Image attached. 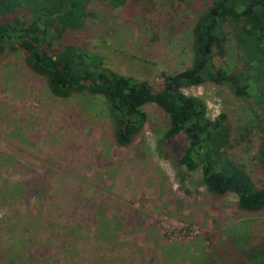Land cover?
Instances as JSON below:
<instances>
[{
  "label": "rangeland",
  "instance_id": "374dc122",
  "mask_svg": "<svg viewBox=\"0 0 264 264\" xmlns=\"http://www.w3.org/2000/svg\"><path fill=\"white\" fill-rule=\"evenodd\" d=\"M209 3L127 0L114 8L89 0L83 25L60 38L53 35L52 45L100 56L104 67L148 81L158 91L164 75L190 65L192 29ZM225 47L215 66L242 72L234 40ZM183 92L202 100L210 119L226 116L230 153L260 184L264 173L257 154L264 120L256 97L238 98L212 83ZM143 110L142 131L130 145L118 146L102 96H53L24 53L4 46L0 264H203L232 240L264 235V210L243 212L233 193H209L198 171L179 182L176 168L185 138L162 140L167 116L153 104Z\"/></svg>",
  "mask_w": 264,
  "mask_h": 264
},
{
  "label": "trees",
  "instance_id": "16d2710c",
  "mask_svg": "<svg viewBox=\"0 0 264 264\" xmlns=\"http://www.w3.org/2000/svg\"><path fill=\"white\" fill-rule=\"evenodd\" d=\"M88 1L0 0V55L5 45L16 46L29 69L45 79L49 92L57 98L102 96L118 146L133 142L147 121L143 107L155 105L168 119L162 140L183 135L186 141L176 168L180 183L188 173L198 171L201 185L209 193H233L243 212L264 210V178L255 183L245 165L230 153L226 116L210 119L204 102L183 92L205 83L225 86L238 98L256 97L264 120V0H210L192 29L190 65L164 75L158 91L148 81L104 67L100 56L86 50L72 45L53 48V35L60 38L65 30L83 25L89 15ZM101 1L116 8L127 0ZM229 38L241 53L242 72L215 66L216 56L226 53ZM260 138L257 159L264 173L263 128ZM231 242L215 250L203 264L216 260L219 264H264V235Z\"/></svg>",
  "mask_w": 264,
  "mask_h": 264
}]
</instances>
